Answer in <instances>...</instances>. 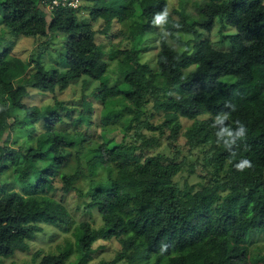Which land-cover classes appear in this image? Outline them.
Segmentation results:
<instances>
[{
    "label": "trees",
    "instance_id": "1",
    "mask_svg": "<svg viewBox=\"0 0 264 264\" xmlns=\"http://www.w3.org/2000/svg\"><path fill=\"white\" fill-rule=\"evenodd\" d=\"M44 3L0 1L3 23L13 36L65 35L67 63L65 71L47 68L42 61L46 42L29 59L14 54L12 47L0 51V139L18 110L32 123L43 119L46 124L37 146L23 154L27 164L16 168L31 192L0 184V256L28 251L43 223H74L63 201L44 194L52 188L53 177H60L63 189L70 192L78 178L96 177L103 169L106 179L90 181L88 208H97L104 224L96 228L80 222L75 242L58 252L37 251V264H87L93 244L101 238H116L122 245L105 264H254L251 238L264 232V0H202L197 17L175 10L179 19L167 15L163 29L157 18L167 10V0H84L78 9L53 11ZM83 10L90 21L81 16ZM217 17L225 28H237L222 35L228 48L204 36L214 29ZM99 21L100 33L122 37L110 54L97 40L94 23ZM115 22L126 28L111 32ZM246 26H251L250 32H245ZM150 33L160 42L155 66L141 61L144 37ZM188 34L194 37L185 39ZM107 53L118 60L120 78L114 84L107 76ZM84 76L101 82L94 92L103 105L97 140L77 129L93 124L95 107L86 95L72 119V131L58 127L64 122L61 110L72 111L64 101L46 107L25 103L31 88L54 94ZM151 104L165 116L159 125L148 114ZM181 117L193 120L184 135L189 150L198 149L197 160L207 168V179L199 186L176 181L185 159L166 153L145 157L156 140L136 143L146 137L145 128L169 129L178 140L184 126ZM117 124H123V130L113 133ZM0 151L6 173L21 154L9 144ZM73 155L77 162L68 172ZM39 161L45 162L41 169ZM34 173L35 183L30 181Z\"/></svg>",
    "mask_w": 264,
    "mask_h": 264
},
{
    "label": "rangeland",
    "instance_id": "2",
    "mask_svg": "<svg viewBox=\"0 0 264 264\" xmlns=\"http://www.w3.org/2000/svg\"><path fill=\"white\" fill-rule=\"evenodd\" d=\"M1 1V0H0ZM202 0H167V10L160 13L157 18V25L159 29L164 28V23L167 15L171 14L174 18L179 19V14L175 13V10L180 11L181 13L198 16L199 9L198 5ZM81 16L90 21L89 12L83 10ZM221 17H217L216 25L214 29L210 32L205 31L204 36L210 38L214 41L215 45L219 47L228 48L230 43L225 41L223 44V34L224 33H236L237 28L232 25H223L222 21H219ZM95 24V29L98 30L97 40L99 43H102L105 46L106 51L110 54V48L114 45L122 43V37L116 36L115 38L110 37V34L100 33L99 29L102 27V23L99 21ZM123 27L119 22H115L113 30L111 32H117ZM123 28H126L125 26ZM245 32L251 31V26H246ZM110 32V33H111ZM185 39L193 38V35H183ZM65 38L66 36L62 33H51L49 38L41 39L34 37H15L9 30L5 27L3 23V13L0 8V51L6 47H12L13 53L17 56H20L24 59L31 58V55H34L38 52L40 43L46 42L47 50L42 56V61L47 68H57L61 71H65L67 67L66 63V47H65ZM47 40V41H46ZM222 41V42H221ZM144 44H146V49L141 54L142 62H149L153 66L156 63V56L160 49L159 36L155 33L147 34L144 37ZM125 47V45L120 46ZM107 53V59L109 61L110 68L108 70L107 76H110V84L119 82L120 72L118 68V60L116 58L112 59ZM23 79H19L18 82H22ZM101 82L99 80L92 79L88 76H84L80 79L73 80L70 82L68 87L64 90L60 88L56 89V93H51L48 91H40L39 89L31 88L30 96L25 99V103L28 105H38L40 107H46L47 105H53L56 100H61L65 102V105L72 109L68 112L67 110H61L62 116L64 117V122L59 123L58 127L62 130H74L75 127L72 123V119L77 117L79 111L82 108L83 98L86 95L87 99L93 102L95 107L93 114V124L82 125L77 128L85 133H88L96 140L99 138L102 132L101 126V114L103 105L99 100L94 96V92L98 90ZM177 95V93H174ZM148 114L152 115V122L154 125L161 124L165 116L163 112H159L154 109L153 104L148 106ZM183 123V130L178 140H173L170 136V130L166 129L164 132L159 130H149L145 128L143 133L146 137L141 138L136 143L141 145L143 141L154 138L156 141L151 142L150 148L145 150L144 156H149L157 153H166L171 157H177L179 161L186 160V165L184 171L176 176V181L183 185L186 181H189L191 184H199L206 180L207 168L204 166L202 161L197 160L200 155L198 149L191 151L187 144V138L184 135L187 127H189L193 120L181 117ZM11 126L5 132V134L0 139V147L6 144H9L11 147L20 151V158L17 165H11L6 173L2 172V160L0 158V184L6 185L9 188L27 193L31 192L28 186V183L21 182L19 173L16 172L18 166H24L27 164V161L24 159L23 154L26 153L31 147H36L38 144V136L46 130L45 121L42 119L38 123H32L29 120L24 110H18L16 114L10 119ZM117 129L113 130V133H119V130H123V124H117ZM113 133H110L109 136H113ZM129 141H135V138H128ZM158 141V143H156ZM83 151L82 163L83 166H86V150ZM1 152V151H0ZM138 153H141L139 150ZM1 154V153H0ZM1 157V156H0ZM75 155L71 157V162L67 167L68 172L76 165ZM200 162V163H198ZM44 161H39L37 166L41 169L44 165ZM194 168L195 172H191V169ZM89 173V170H85ZM86 172V173H87ZM93 178L97 179H106L107 173L105 170L101 169L96 177L91 176H81L77 179L76 189L66 192L63 189V183L60 177H53L52 188H46L44 194L53 196L61 201H63L69 208L74 223L72 225H53L50 223H43V230L38 232L35 238L30 241V249L28 251L18 250L13 257L5 258L0 256V260L3 261V264H37L38 260L35 259L34 255L37 251H42L43 253L48 252H58L61 250L67 242L76 241V226L83 221H89L94 227L98 228L104 224L103 217L97 208H88V203L91 201L90 196L88 195L90 190V181ZM31 182H36V174H32ZM1 187V186H0ZM254 232V231H253ZM122 245L118 239H98L93 244V253L91 259L87 264H105L108 261H111L115 258L117 253L121 250ZM251 254L254 255L255 260L254 264H262L263 261L261 257L263 256L264 260V232L254 233L251 238ZM260 256V257H259ZM77 258V254L73 256V260ZM256 258H260V261H257ZM118 264H130L128 262H120Z\"/></svg>",
    "mask_w": 264,
    "mask_h": 264
},
{
    "label": "built area",
    "instance_id": "3",
    "mask_svg": "<svg viewBox=\"0 0 264 264\" xmlns=\"http://www.w3.org/2000/svg\"><path fill=\"white\" fill-rule=\"evenodd\" d=\"M84 3V0H45L44 5L48 11H53L59 7H71L78 9Z\"/></svg>",
    "mask_w": 264,
    "mask_h": 264
}]
</instances>
